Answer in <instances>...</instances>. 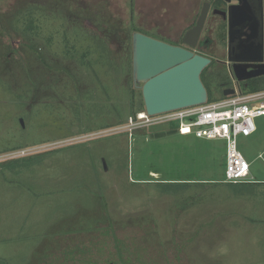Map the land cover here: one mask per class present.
Here are the masks:
<instances>
[{"label": "rangeland", "instance_id": "obj_1", "mask_svg": "<svg viewBox=\"0 0 264 264\" xmlns=\"http://www.w3.org/2000/svg\"><path fill=\"white\" fill-rule=\"evenodd\" d=\"M183 12L168 0H0V252H12L10 260L0 254V264H23L35 250L46 256L58 238L79 234L89 221L76 219V210L99 209L96 197L104 200L111 187L122 214L165 195L175 208L182 189L170 179L214 181L195 182L200 198L187 205L223 219L219 241L198 249L202 257L218 264L264 259L263 117L255 120L261 131L238 138L250 165L242 186L221 183L223 141L169 131L170 125L128 126L141 99L132 86V34H161L173 25L182 32ZM210 83L212 98H219ZM20 150L29 153L5 157Z\"/></svg>", "mask_w": 264, "mask_h": 264}, {"label": "flooded vegetation", "instance_id": "obj_2", "mask_svg": "<svg viewBox=\"0 0 264 264\" xmlns=\"http://www.w3.org/2000/svg\"><path fill=\"white\" fill-rule=\"evenodd\" d=\"M168 1L178 2L183 7V16L180 18V22L184 23L182 32L177 30L176 25L166 28V32L162 31L161 34L145 29L136 32L210 59L202 73L213 70L204 75V78L220 85L219 93L225 88L237 87L246 92L254 88L264 91V0L231 1V4L239 3L250 18L236 13L230 20L224 14L230 4L224 0ZM205 4L209 8L204 26L195 45L190 47L183 43V36L194 26ZM145 21L144 26H147L148 20ZM130 56L132 70V51ZM239 56L250 60L241 72L247 79L241 82L234 78L227 63L228 57ZM216 73H221L222 76L214 75ZM168 184L178 185L182 189L177 196L179 204L175 208L173 204V207L166 204L173 197L165 195L166 198L163 196V199L158 198L156 201L149 199V206L145 205L138 211L122 214L114 209L115 201L119 198L114 187L108 189L110 194H105L104 200L96 197L97 206L100 205L96 210L78 209L81 206L75 198V207L78 209L76 219L86 216L89 227L79 234H67L58 238L57 247L48 246L46 256L41 254L38 247L40 253L35 250L36 256H30L23 264H218L211 257H202L198 249L202 246L213 247L219 241L220 232L224 231L221 228L223 225H220L223 219L219 218L216 211L203 213L200 209H187L192 199L196 203L200 198V188L195 182L177 180ZM83 185L79 183L77 187L81 188ZM97 186L101 184L97 182ZM105 191L106 189L104 193ZM184 196L188 200H183ZM234 212L230 211L223 216L225 221L245 214L243 209L238 210V213ZM257 264H264V259Z\"/></svg>", "mask_w": 264, "mask_h": 264}, {"label": "water", "instance_id": "obj_3", "mask_svg": "<svg viewBox=\"0 0 264 264\" xmlns=\"http://www.w3.org/2000/svg\"><path fill=\"white\" fill-rule=\"evenodd\" d=\"M227 4L226 19L230 20L236 13L250 18L240 4H231L234 0H224ZM262 2V0H260ZM209 5L205 4L193 27L183 36V43L193 47L204 26ZM242 10V11H241ZM262 16V7L260 6ZM260 16V17H261ZM250 60L239 56L227 58L234 78L244 81L241 75L244 65ZM210 59L195 55L183 48L174 47L154 40L140 33L132 35V83L139 89L148 115L201 105L207 102V91L201 81L203 69ZM235 93L234 88H225L223 97Z\"/></svg>", "mask_w": 264, "mask_h": 264}, {"label": "built area", "instance_id": "obj_4", "mask_svg": "<svg viewBox=\"0 0 264 264\" xmlns=\"http://www.w3.org/2000/svg\"><path fill=\"white\" fill-rule=\"evenodd\" d=\"M234 89L235 93L231 96L197 106L156 115L140 111L128 119V126L133 130L170 125V128L175 127L177 131H188L197 139L223 141L225 167L222 182L248 183L250 165L238 150V138L254 134L255 119L264 117V91L246 92L238 87ZM27 153V150H20L5 157L16 158Z\"/></svg>", "mask_w": 264, "mask_h": 264}, {"label": "trees", "instance_id": "obj_5", "mask_svg": "<svg viewBox=\"0 0 264 264\" xmlns=\"http://www.w3.org/2000/svg\"><path fill=\"white\" fill-rule=\"evenodd\" d=\"M205 73H206V71H204V72L202 73L201 81H202V83H203V85H204V87H205V89H206V91H207V95H208L207 101L210 102V101H214V100H218V99H222V98H224L223 95H222V92L220 91V93H219V90L217 91V92L219 93V98H217V99L212 98V96H211L212 92H211V90H210V85H211V83H210V81H206V80H205V78H204ZM214 75H216V76H222L221 73H216V74H214ZM211 82H212V81H211ZM213 83H214V82H213ZM214 85H215V87L218 88V89L221 88L220 85H217V84H214ZM133 89H134V88H133ZM259 90H260L259 88H254V89H251L250 91H247V92H256V91H259ZM133 103H134V102H133ZM143 110H144V104H143V100H142V97H141V99H140L139 102H138V107L136 108V110H134V112H133L134 114H133L131 117H135V115H136L138 112L143 111ZM169 131H177V130H176L175 127H171Z\"/></svg>", "mask_w": 264, "mask_h": 264}, {"label": "crops", "instance_id": "obj_6", "mask_svg": "<svg viewBox=\"0 0 264 264\" xmlns=\"http://www.w3.org/2000/svg\"><path fill=\"white\" fill-rule=\"evenodd\" d=\"M259 118H261V117H259ZM259 118H256V119H259ZM264 118V117H263ZM255 119V120H256ZM256 125V124H255ZM262 126H263V124L262 123H260L259 124V127H257L256 126V131H255V133L254 134H252L251 136H249V137H252V136H254L256 133H257V131L259 130V131H261V128H262ZM173 132H176V131H173ZM177 133H178V131H177ZM249 137H247V138H249ZM197 139V138H196ZM204 141H210V140H204ZM213 141V140H212ZM171 181H183V182H190V183H192V182H209V180H196V179H193V180H191V179H170ZM223 181V179L221 180V182ZM211 182V181H210ZM213 182V181H212ZM243 184H236V186H242ZM3 250H9V248L7 247V246H4L3 248H2ZM12 252L9 250L8 251V255L9 256H7L5 253H3V252H0V254L1 255H4V256H6V257H4V256H2L1 258L2 259H4V260H10V254H11ZM20 261H22L23 263L26 261V258H21V260Z\"/></svg>", "mask_w": 264, "mask_h": 264}]
</instances>
